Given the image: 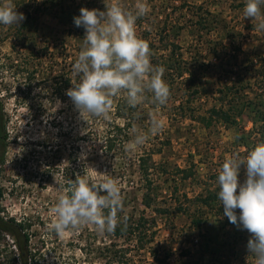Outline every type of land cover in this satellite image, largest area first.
Listing matches in <instances>:
<instances>
[{
	"label": "rangeland",
	"instance_id": "374dc122",
	"mask_svg": "<svg viewBox=\"0 0 264 264\" xmlns=\"http://www.w3.org/2000/svg\"><path fill=\"white\" fill-rule=\"evenodd\" d=\"M13 2L26 19L21 25L0 24V130L5 140L0 164V209L27 224L29 248L36 264H248V241L244 240L249 237L247 230L228 220L220 224L218 216L197 210L193 202L196 194L218 187V169L226 157L245 155L244 147L236 146L237 127L220 122L206 127L189 117L171 119L177 108L173 97L179 94L185 97L180 82L164 107L139 105L148 113H158L164 121L160 133L149 134L147 142L132 153L124 148L105 152L102 135L105 120L89 117V125L66 95L72 87L71 78H75L71 66L83 41L70 34L71 18L79 15L81 7L105 9L103 0ZM134 2L119 0L125 8H131ZM146 2L149 13L137 20L136 29L140 37L149 31L147 41H157L159 28L165 25L171 30L170 23L176 22L177 32L173 29L169 31L171 34H164L182 45L185 57L197 50L205 55L210 40L217 39L227 44L220 49L223 50L220 55L230 56L236 53L230 45L231 36H227L232 32L233 41L241 42L238 58L244 61L253 57L259 65L257 70L264 69L256 55L260 52L264 56V30L257 29L254 21L244 17V0ZM261 7L264 11V5ZM197 11H209L206 16L209 20L215 16L216 22L208 30H194ZM155 46L152 51H157L156 42ZM213 59L216 64L206 76L210 86H214L220 69L219 59ZM263 76L264 73L258 77L264 80ZM250 80L252 84L245 95L264 100V83L252 76ZM212 101L211 94L201 96L193 99V106L197 113H202ZM238 120L244 131L250 129L252 121L248 113ZM148 123L149 115L145 122L134 124L147 132ZM131 138L129 135L124 145ZM140 155H144L149 165V180L140 175ZM77 173L116 180L124 204L120 215L138 223L139 235L101 234L90 225L66 231L62 237L50 232L52 208L61 191L54 176L67 186ZM239 178L241 182L246 178L243 165ZM146 193L150 204L144 203ZM193 212L207 216L208 226L213 225V232L219 236L237 228L244 239L237 245L236 254L223 248L216 259L210 258L200 244L208 229L205 225L201 230L193 226L190 220ZM7 243H12L10 235L1 236L0 264L7 262L4 247Z\"/></svg>",
	"mask_w": 264,
	"mask_h": 264
},
{
	"label": "clouds",
	"instance_id": "9594fccd",
	"mask_svg": "<svg viewBox=\"0 0 264 264\" xmlns=\"http://www.w3.org/2000/svg\"><path fill=\"white\" fill-rule=\"evenodd\" d=\"M27 2V0H26ZM105 9L81 7L74 16L76 27L84 29L80 51L72 64V87L66 95L89 125V117L110 120L114 99L123 98L129 108L140 105L145 93L151 94L157 108L167 104L170 88L164 80L165 69L151 63L150 46L137 34L136 22L149 13L146 0H135L131 8L119 0H103ZM264 0H244L243 15L264 30ZM26 19L13 0H0V24L21 25ZM164 121L157 112L149 113L147 132L133 124L132 137L124 145L132 153L143 146L149 134L160 133ZM245 179L240 181L241 166ZM61 189L52 208L49 231L63 236L93 226L98 233H113L127 217L121 216L124 204L121 190L112 178L75 175L67 186L54 176ZM217 197L223 216L238 228L247 230L248 264H264V137H258L243 156L225 158L218 169ZM237 209L239 213H237Z\"/></svg>",
	"mask_w": 264,
	"mask_h": 264
},
{
	"label": "trees",
	"instance_id": "16d2710c",
	"mask_svg": "<svg viewBox=\"0 0 264 264\" xmlns=\"http://www.w3.org/2000/svg\"><path fill=\"white\" fill-rule=\"evenodd\" d=\"M197 12L199 15L193 21L195 26L194 30L198 32L203 28L208 30L213 23L216 22L214 19L215 16L211 20L206 16L210 13L209 11H206V13ZM73 18L74 17L71 18L72 25L70 34L83 40L84 29L82 27H76ZM175 25L176 22L173 24L170 23V26H173L171 30L174 29V32H177L178 29ZM166 29L165 25H162L157 33V41H155L154 38V41L158 44L156 48L157 51H152V49L156 47L155 42L152 43V41H147L145 39L149 31H144V35H141V38L146 40L150 46L151 63L165 69L163 78L170 88V95L174 87L178 88V83H183L182 93L185 94V97L181 94L173 97L174 102L177 101V103H174L177 108L176 111L170 115V118L189 117L190 119L199 121L206 127L218 122L226 125H234L237 127L235 134L236 146L239 147L242 145L244 147L242 151L246 154L258 137H264V100L253 99L245 95L247 87L249 88L252 84L250 76L259 80L260 84L264 83V80L261 79L262 77H258L259 74L261 75L264 73V69H260V71L257 70L259 65L254 63L253 57H247L244 61L238 58L241 42L235 43L233 41L232 32L227 33V36H231L230 45L234 46L236 51L235 54L227 56V54L224 53V57L220 55L221 52L223 53V50L220 51V49L222 47L224 48L227 44L217 39L210 40L205 55H202L200 51L197 50L187 58L184 56V50L180 43L166 38L167 35L164 33L167 34L171 31L170 29L166 31ZM168 34H171V32ZM200 43L201 42L197 43V45H200ZM210 52H212V57L210 56ZM256 55L261 60V67L264 68L263 54L257 52ZM213 57L219 59L220 69L217 72L214 86H210L211 83L206 76L210 68L216 64ZM242 62H244V64ZM209 93L213 98L212 103L204 112L197 113L196 108L193 106V99L200 98L201 96L207 97L210 95ZM142 103H147L151 108H157V106L152 103L150 93H145V98ZM244 113H248L252 121L250 129L247 131H244V127L240 125L238 120V117ZM147 115H149V113L144 111V109L142 110L139 105L136 108H129L123 98H115L111 119L104 121L105 128L104 134H102L104 136L103 150L113 153L117 148L123 149L124 142L129 139L130 127L136 122H145ZM4 150L5 140L0 130V164L3 160ZM143 156L144 155H140L138 158V169L140 175L145 180H149V165L145 163ZM182 170L186 171L185 168H182ZM184 176L186 175L184 174ZM218 191L219 189L216 186L212 191L196 194L193 197V202L197 210H201L203 213L205 211L212 212L218 216L217 220L222 224L226 223L228 218L223 216V206L220 204L217 197ZM144 203H151L149 200V193H146ZM157 209L161 210L159 207ZM190 220L193 226L199 230L202 229L203 225L208 229V235L206 233L202 236L200 244H202L204 251L208 252L212 259H216L217 254L222 251L223 248H227L225 250L231 249L234 251V253L231 254H236L237 245L239 242H243L244 235H242L237 228L223 231L219 236L218 233L213 232V225H210V227L208 226L209 221L207 216L203 217L202 214L193 212ZM138 229V223H131L130 219L127 217L123 224L117 226L113 234L121 235L126 232H134L136 235H139L141 230ZM7 235H10L12 243L4 244L7 256V262L5 264H36L33 260V252L29 248L27 224L23 219H18L15 216L2 213L0 209V237H5ZM248 239L249 237L246 236L244 240L248 241ZM227 254L230 255L229 253ZM227 261H229V259H227Z\"/></svg>",
	"mask_w": 264,
	"mask_h": 264
},
{
	"label": "flooded vegetation",
	"instance_id": "af4514ba",
	"mask_svg": "<svg viewBox=\"0 0 264 264\" xmlns=\"http://www.w3.org/2000/svg\"><path fill=\"white\" fill-rule=\"evenodd\" d=\"M3 135V134H2ZM4 136V135H3Z\"/></svg>",
	"mask_w": 264,
	"mask_h": 264
}]
</instances>
